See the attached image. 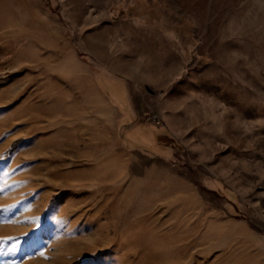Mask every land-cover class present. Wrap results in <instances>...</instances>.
I'll list each match as a JSON object with an SVG mask.
<instances>
[{"label":"rangeland","instance_id":"1","mask_svg":"<svg viewBox=\"0 0 264 264\" xmlns=\"http://www.w3.org/2000/svg\"><path fill=\"white\" fill-rule=\"evenodd\" d=\"M0 264H264V0H0Z\"/></svg>","mask_w":264,"mask_h":264},{"label":"crops","instance_id":"2","mask_svg":"<svg viewBox=\"0 0 264 264\" xmlns=\"http://www.w3.org/2000/svg\"><path fill=\"white\" fill-rule=\"evenodd\" d=\"M113 99H114V98H113ZM115 102H116V103H119V101H117V100H116ZM119 104H120V103H119Z\"/></svg>","mask_w":264,"mask_h":264}]
</instances>
